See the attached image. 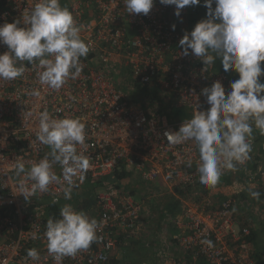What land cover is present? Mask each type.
Instances as JSON below:
<instances>
[{
  "label": "built area",
  "instance_id": "obj_1",
  "mask_svg": "<svg viewBox=\"0 0 264 264\" xmlns=\"http://www.w3.org/2000/svg\"><path fill=\"white\" fill-rule=\"evenodd\" d=\"M37 2L0 0V25L20 19L23 26L24 15ZM60 3L85 26L81 39L91 51L81 58L80 76L54 90L40 82L38 74L43 69L38 62H24L22 77L0 81V264H56L47 252L46 223L59 218L61 207L73 205L71 201L77 198L83 206L87 202L84 212L103 221L102 240L75 258H64L62 264H127L116 253L121 247L133 248L147 234L146 223L156 218L148 200H155L156 194L151 189L137 200L123 180L114 176L118 172L151 188L159 183L179 200V213L164 219L159 237L168 264H264V253H257L251 239L259 226L255 222L264 220V159L255 157L264 153V141L259 147L251 138L252 158L238 165V171L224 172L222 177L233 179L225 185L231 193L224 195L216 191L220 185L209 189L199 182L195 142L170 144L165 136V132H177L195 109L210 107L201 95L204 87L219 80L228 93L235 81L215 71L214 64L204 69L199 58L182 54L179 40L187 31L188 6L177 17L175 6L159 0L146 16L128 14L124 0ZM6 50L0 44V53ZM140 87L145 93H138ZM174 108L188 109L191 118L177 120ZM44 110L53 118H79L86 125V147L78 146V153L91 166L83 182L79 172L73 177L78 186L71 200L64 198L67 182L59 165L54 170L61 181L52 183L48 192L38 191L28 201L19 191L24 177L15 176L16 161L22 160L28 168L50 152L37 140L39 114ZM29 112L31 116L26 115ZM25 183L30 187L31 181ZM84 190L89 192L85 199ZM250 191L261 194L252 208ZM219 194L224 198L219 200ZM81 203L73 207L80 210ZM238 207L252 216L248 222H240ZM33 233L39 238L33 239ZM205 239L213 246L202 244ZM32 248L39 252V261L27 257Z\"/></svg>",
  "mask_w": 264,
  "mask_h": 264
},
{
  "label": "clouds",
  "instance_id": "obj_2",
  "mask_svg": "<svg viewBox=\"0 0 264 264\" xmlns=\"http://www.w3.org/2000/svg\"><path fill=\"white\" fill-rule=\"evenodd\" d=\"M165 6H175L174 15L181 16L186 6H197L201 0H159ZM128 14L148 15L155 0H124ZM215 4V7H213ZM207 9L206 19L199 21L179 40L183 55L199 58L204 69L221 59L223 70L235 71L239 79L231 83L226 93L219 80L210 87H204L201 95L210 106L206 111L195 109L191 119L184 121L177 132H165L170 144L194 141L199 150L200 163L197 166L199 182L214 189L225 171L236 172L238 165L250 160L253 151L250 139L254 127L264 135V0H203ZM21 20L0 25V44L7 50L0 53V81L12 82L23 76L26 66L38 62L41 69L39 80L54 90L61 89L68 80L77 79L90 45L81 39L85 27L72 12L61 6L60 0H38ZM176 25H172L175 30ZM190 50V51H189ZM38 96V91H33ZM31 116L32 113H26ZM254 126V127H253ZM86 125L79 118H53L47 110L39 114L37 140L48 146L50 152L38 162L26 168L22 160L15 163V176L24 179L19 191L25 200L38 191L45 193L49 186L61 181L54 165L62 169L65 200H71L77 187L73 177L80 173L83 182L90 168L89 159L78 153V146L86 147ZM189 166L191 163L189 162ZM25 181H31L26 186ZM253 199L260 198V192L250 191ZM56 201H54L55 203ZM103 221L90 217L71 204L61 207L59 218H50L46 223L44 237L47 252L56 264L64 258H75L80 252L89 250L102 240L99 235ZM33 239L39 238L33 233ZM202 244L213 246L211 240ZM27 257L39 261L35 249L27 250Z\"/></svg>",
  "mask_w": 264,
  "mask_h": 264
},
{
  "label": "crops",
  "instance_id": "obj_3",
  "mask_svg": "<svg viewBox=\"0 0 264 264\" xmlns=\"http://www.w3.org/2000/svg\"><path fill=\"white\" fill-rule=\"evenodd\" d=\"M215 71L223 72V71H219L217 69H215ZM230 78L235 80L232 77H230ZM260 81H264V77H261ZM176 115H177L176 116L177 120L191 118V113H189V115L188 114H180V113H178ZM255 141H256V139H255ZM255 157L258 161L264 159V156L262 155V153L261 154L259 153V155L256 154ZM122 180H123L124 184L126 185V188L128 190H130L134 196L137 195L140 198H142L143 194H145L147 191H150L152 189L151 191H153L156 194V197L154 198L155 200H153L154 203L150 204L149 208H150L151 212L155 214L154 218L155 217L158 218L159 224L154 229V228H151V227H153L152 226L153 222H150V221L147 222L146 223L147 224V226H146L147 234H144V236H142L141 239L138 240L134 244L133 248L121 247V249L116 253V258L119 259L121 262H125L127 264H168V259L163 258V253L166 252V249L162 245L161 240L159 238L161 235V230L163 228L162 224H163L164 220L162 221V220H160L159 216L158 217L156 216L154 204H156L157 199H159L160 197H165L166 200H165L163 206H161V208H160L163 210V207L167 201V198L171 194H169V192H167V189H163L159 183L152 185V188H151L150 185H147V184H144L143 182L138 181V179L135 177H133L132 179L125 178ZM232 181H233V179H232ZM220 186H221V188L219 190L217 189L216 191L221 192L224 195H228L229 193H231V189H229L231 187H225V184L224 185L222 184ZM220 194L217 196V198L219 200L221 198H224L223 195H220ZM88 195H89V192H86L85 196L88 197ZM77 199H79V198H77ZM255 201H256V199H253L251 197V203H250L251 208L256 207V205H254ZM240 211L244 212V208L238 207L239 215L241 214ZM257 213H258V211L256 212V214ZM247 215H249V216L247 217V220H245V221L248 222L249 218H251L252 216L250 214H247ZM240 216H242V215H240ZM253 220H255V218H253ZM259 221H260V225L258 223ZM262 221H264V220L258 219L255 222L259 225L257 228L261 227ZM149 225H150V227H149ZM127 256H130L131 258H127Z\"/></svg>",
  "mask_w": 264,
  "mask_h": 264
},
{
  "label": "rangeland",
  "instance_id": "obj_4",
  "mask_svg": "<svg viewBox=\"0 0 264 264\" xmlns=\"http://www.w3.org/2000/svg\"><path fill=\"white\" fill-rule=\"evenodd\" d=\"M202 6H203V0H201V4L200 5L195 6V8H194L195 9V14H194V17L191 18V21H189L190 18H189V15H188V20H187V25H186L187 32L190 33L193 30L194 26L199 21H201L202 19H206L207 18L206 14L204 13V11L202 9ZM213 7H215V4H214ZM188 8H189V11L192 12L193 6H191V7L188 6ZM134 93L136 94L137 92H134ZM177 112L180 113V114H188V115L190 113V111L188 109H185V108L177 109ZM179 120H181V119H179ZM92 186L97 191H101V187L99 185L93 184ZM88 189H90V188L88 187ZM86 192L87 191L84 190L83 199L86 198L85 197ZM135 198L137 200H140V197L137 196V195L135 196ZM165 200H166L165 197H160L159 199H157L156 204H154V208H155L156 216L157 217L159 216V213L162 210L160 208H161V206H163ZM71 203L73 205H75V204L81 203V200L80 199H73L71 201ZM153 203L154 202L152 200L151 201L148 200V207L150 206V204H153ZM240 213H241L240 215H242V216L239 217L240 222H243V221L247 220V217L249 216V215H247L248 213H244V212H241V211H240ZM152 222H153L152 223V226L153 227H151V228H154L155 229L156 226L159 224V220H158V218H155L154 220H152ZM258 223L260 225V221ZM239 227L240 226L238 224L236 226V230H239ZM255 232H256V234H255V238H254V241H253L254 246H255V249L257 251L264 252V221H262L261 227L256 228V231ZM127 258H131V257L130 256H127Z\"/></svg>",
  "mask_w": 264,
  "mask_h": 264
},
{
  "label": "trees",
  "instance_id": "obj_5",
  "mask_svg": "<svg viewBox=\"0 0 264 264\" xmlns=\"http://www.w3.org/2000/svg\"><path fill=\"white\" fill-rule=\"evenodd\" d=\"M213 6H214V4H213ZM194 8H195V6H193L192 12L189 11V18H190L189 21H191V18L194 17V14H195V9ZM202 9H203L204 13L206 14L207 13V9L204 6H202ZM214 67H215V69H217L219 71L225 72L223 70L220 58L216 59V61L214 63ZM227 74L230 77L234 78L235 80L239 79V74L237 72H235V71H229V72H227ZM261 82L264 83V81H261ZM145 90H146L145 88L143 90V88H141V87L137 89L138 93H140V94L141 93H145ZM173 110L175 111V113H177L176 112L177 111L176 108H174ZM253 137L256 139V143L260 147L261 143L264 141V135H261L259 133V130L256 129L255 127H254V131H253ZM262 155L264 156L263 152H262ZM114 176H117V179L122 180V179L127 178L128 175L125 172H118V173L114 174ZM114 176H110L109 178L113 179ZM231 182H232V180L229 177H226V176L225 177H221V180H220L218 186L222 185V184L223 185L224 184L225 185L226 184H231ZM184 195H185L184 197H188V194H184ZM83 201L86 202L87 200H83ZM81 204H79V209L84 211L85 207L87 206V202L84 204V206H83V204L82 205ZM179 204H180L179 200H177L175 196L170 195L167 198V201H166V203H165V205L163 207V210H161L160 213H159L160 220L163 221L165 218H167V216L171 217V216H175L176 214H178L179 213ZM255 234H256L255 231L252 232L251 239L253 241H254V238H255ZM257 253L260 254V251H257ZM261 253H264V252H261Z\"/></svg>",
  "mask_w": 264,
  "mask_h": 264
}]
</instances>
